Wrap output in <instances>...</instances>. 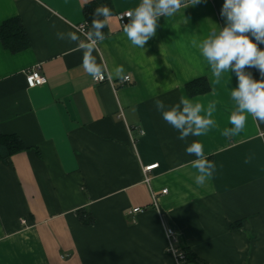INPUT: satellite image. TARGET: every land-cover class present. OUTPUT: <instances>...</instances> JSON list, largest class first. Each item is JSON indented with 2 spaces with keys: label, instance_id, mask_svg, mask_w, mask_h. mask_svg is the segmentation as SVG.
<instances>
[{
  "label": "crops",
  "instance_id": "1",
  "mask_svg": "<svg viewBox=\"0 0 264 264\" xmlns=\"http://www.w3.org/2000/svg\"><path fill=\"white\" fill-rule=\"evenodd\" d=\"M90 1L0 0V27L19 17L30 38L18 52L0 39V127L27 146L0 158V264H176L164 220L196 258L190 264H264V123L244 113V129L231 134L237 72L214 76L200 51L228 26L225 0H182L172 17H159L144 49L118 19L142 0H111L108 33L95 43L76 28ZM89 46L112 81L86 72ZM37 66L47 82L30 88L26 74ZM243 71L264 80L257 66ZM199 78L210 91L192 96L187 84ZM182 99L212 121L200 136L181 140L163 118L182 112ZM194 142L214 165L203 186L198 157L186 152ZM154 163L147 183L143 167ZM135 207L143 210L130 213Z\"/></svg>",
  "mask_w": 264,
  "mask_h": 264
},
{
  "label": "clouds",
  "instance_id": "2",
  "mask_svg": "<svg viewBox=\"0 0 264 264\" xmlns=\"http://www.w3.org/2000/svg\"><path fill=\"white\" fill-rule=\"evenodd\" d=\"M200 2L201 0H190L193 6ZM181 7L182 0H142L134 12L126 13L130 21L123 26V31L133 46L144 49L148 40L156 34L159 17H172ZM110 13L111 10L106 6L97 7L93 13L92 26L99 40L104 39L100 29L104 28L105 24L95 17L99 15L108 17ZM221 15L226 17L228 26L215 38L205 39L200 45V51L211 65L214 76L220 77L222 72H227L230 68L237 72L238 88L232 90L231 97L238 104V113L231 115L229 120L233 125L231 134L235 135L244 129L247 120L244 113L264 123V80L255 81L250 74H245L243 71L246 65L257 66L264 76V50H259L257 44L246 35L251 32L256 41L264 43V0H225ZM69 35L73 40L77 39L74 33ZM233 61H235L234 65ZM83 67L94 79L101 74L100 68L91 57V46L85 53ZM119 71L121 73L122 68H119ZM154 103L157 109L164 107L162 100L156 99ZM181 103L184 104L182 112L178 113L175 108L166 111L163 113L164 120L181 130L179 137L181 140L189 133L200 136L201 130L206 129L212 121L199 114L202 110L199 104L193 106L183 99ZM208 115H211V109ZM186 152L198 157L192 162V167L198 173L195 175V182L198 186L205 185L213 175L214 165L202 158L203 146L199 142H194Z\"/></svg>",
  "mask_w": 264,
  "mask_h": 264
},
{
  "label": "trees",
  "instance_id": "3",
  "mask_svg": "<svg viewBox=\"0 0 264 264\" xmlns=\"http://www.w3.org/2000/svg\"><path fill=\"white\" fill-rule=\"evenodd\" d=\"M106 6L112 11L111 0H92L84 7V14L87 22V28L91 35L95 38V29L92 26L93 13L97 7ZM97 20L102 21L105 27L100 29L103 36L108 33L106 17L99 15L95 17ZM0 39L3 45L10 49L12 52H18L25 49L30 44V38L26 31V28L19 17L6 20L0 27ZM187 90L190 95H197L210 91V85L206 78H199L187 84ZM27 146L23 140L15 134H6L0 127V158L5 159L16 152L25 150ZM85 223L93 222V217L87 215L83 217ZM241 222L236 226H240ZM186 252L189 262L195 260L194 255L183 248Z\"/></svg>",
  "mask_w": 264,
  "mask_h": 264
},
{
  "label": "built area",
  "instance_id": "4",
  "mask_svg": "<svg viewBox=\"0 0 264 264\" xmlns=\"http://www.w3.org/2000/svg\"><path fill=\"white\" fill-rule=\"evenodd\" d=\"M184 1H188V0H184ZM127 12L129 11L118 13V19L122 26L128 24L130 21V18L126 15ZM76 28L81 33L84 39L88 40L91 43H95L96 40L94 39V37L91 35V33L87 28V22L80 23L79 25L76 26ZM100 73L101 74L98 75L96 79L93 78L94 82L112 81V78L109 75H107L105 72H100ZM124 80L130 81L131 80L130 75H126L124 77ZM26 81L28 87L33 88L45 84L47 82V78L45 75L42 74L40 70V66H37L28 71V73L26 74ZM158 164L159 163H154L143 167L145 182L147 183L150 182L151 177L149 173L152 170H154L158 166ZM163 192L166 193L167 189H164ZM142 210L143 209L141 207H135L130 211V213H137ZM164 227H165L166 238L168 240L167 250L175 257L176 264H190L185 250L179 245V237L176 231L171 226H169L165 220H164Z\"/></svg>",
  "mask_w": 264,
  "mask_h": 264
}]
</instances>
